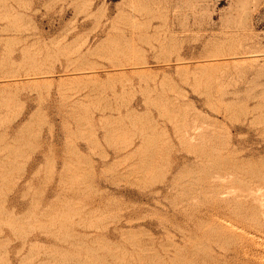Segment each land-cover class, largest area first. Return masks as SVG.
I'll return each instance as SVG.
<instances>
[{"label": "rangeland", "instance_id": "1", "mask_svg": "<svg viewBox=\"0 0 264 264\" xmlns=\"http://www.w3.org/2000/svg\"><path fill=\"white\" fill-rule=\"evenodd\" d=\"M0 139V264H264V0H0Z\"/></svg>", "mask_w": 264, "mask_h": 264}, {"label": "bare ground", "instance_id": "2", "mask_svg": "<svg viewBox=\"0 0 264 264\" xmlns=\"http://www.w3.org/2000/svg\"><path fill=\"white\" fill-rule=\"evenodd\" d=\"M140 8H141V7H140ZM147 10H148V9H147ZM139 33H140V32H139ZM137 34H138V33H137ZM137 34H136V36H137ZM143 34H145V33H142V35H143ZM140 35H141V34H139V38H138V36H137L138 40H140V38L142 39V38L144 37V36L141 37ZM146 36H147V35H146ZM152 36H153V35H152ZM169 37H170V36H169ZM147 38H148V37H147ZM144 39H145V38H144ZM154 39H155V38H154ZM138 40H137V41H138ZM142 40H143V39H142ZM152 40H153V39H152ZM156 40H157V39H156ZM147 41H148V39L146 40V42H147ZM162 41H163V40H162ZM168 41H169V40H168ZM170 41H171V40H170ZM139 42L141 43V40H140ZM152 42L154 43L155 41L153 40ZM153 43H152V44H153ZM168 43H169V42H168ZM148 44H149V43H148ZM138 45H139V44H138ZM141 45H142V44H141ZM144 45H145V44H144ZM149 45H151V44H149ZM159 45H161V44L159 43ZM139 46H140V45H139ZM161 46H162V45H161ZM147 47H148V46H147ZM162 47H163V46H162ZM151 48H152V50H153V49L155 50L154 46L151 47ZM158 48H159V47H158ZM160 48H161V47H160ZM140 49H141V48H140ZM140 49H138V50H140ZM162 49L164 50V48H162ZM141 50L144 51V49H141ZM150 50H151V49H150ZM154 50H153V51H154ZM159 50H160V49H158V52H159ZM143 51H142V52H143ZM153 51H151V52H153ZM135 52H136V51H135ZM142 52H141V54H142ZM145 53H146V52H144V54H145ZM142 56H143V54H142ZM140 57H141V56H140ZM177 57H178V59L180 58V57L178 56V54H177ZM177 57H176V58H177ZM138 58H139V57H138ZM142 58L145 59V56L142 57ZM176 58H175V59H176ZM175 59H174V60H175ZM181 59H182V61H183V57L180 58V60H181ZM142 60H143V59H142ZM145 60H146V59H145ZM145 60H143L142 62H145ZM176 60H177V59H176ZM180 60H178V61L180 62ZM136 61H137V59H136ZM157 61H159V60L157 59ZM161 61H162V60H161ZM178 61H177V62H178ZM184 61H186V60H184ZM137 62H138V61H137ZM163 62H165V60H164ZM166 62H167V61H166ZM169 62H170V60H169ZM212 62H213V61H212ZM212 62H210V63L212 64ZM156 63L159 64V62H156ZM173 63H174V62H173ZM175 63H176V62H175ZM207 63H209V62H207ZM210 63H209V64H210ZM213 63H214V62H213ZM137 64H138V63H137ZM142 64H143V63H142ZM145 64H146V62L144 63V65H145ZM163 64H164V63H163ZM180 64H181V63H180ZM180 64H179V65H180ZM214 64H215V63H214ZM214 64H213V65H214ZM146 65H147V64H146ZM167 65H168V64H167ZM138 66H139V64H138ZM138 66H137V67H138ZM140 66H141V65H140ZM176 66H177V65H176ZM176 66H175V67H176ZM181 66H182V65H181ZM210 66H211V65H210ZM144 67H145V66H144ZM184 67H186V66H184V64H183V67H182V68H184ZM187 67H188V66H187ZM198 67H200V66H198ZM176 68H177V67H176ZM178 68H180V66H178ZM182 68H181V69H182ZM212 68H213V67H212ZM138 69H139V68H138ZM140 69H141V68H140ZM140 69H139V70H140ZM139 70H137V72H138ZM142 70H143V69H142ZM145 70H146V68H145ZM176 70L178 71V69H176ZM149 71L151 72V68L149 69ZM149 71H147V72H148V75H149V73H150ZM181 71H182V70H181ZM140 72H141V71H140ZM147 72L145 71V73H147ZM139 74H141V73H139ZM142 74H143V73H142ZM150 74H151V73H150ZM143 76H145V74H144ZM184 78H185V77H184ZM232 106H233V105H232ZM21 127H23V126H21ZM19 131H21V130H19ZM187 139L190 140V141L193 140V139H196V135L193 134V133H190V134L187 136ZM0 140H1V139H0ZM201 148H202V147H201ZM203 151H204V150H203ZM201 155H202V154H201ZM130 233H131V232H130ZM128 234H129V233H128ZM129 236H130V234H129ZM95 250H96V249H95ZM94 253H95V252H94ZM96 255H97V254H96ZM101 256H102V255H101ZM101 256H100V257H101ZM102 259H103V258H102ZM103 260H104V259H103ZM101 261H102V260H101Z\"/></svg>", "mask_w": 264, "mask_h": 264}]
</instances>
